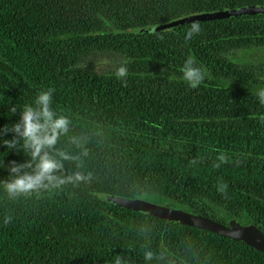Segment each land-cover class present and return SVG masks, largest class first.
<instances>
[{
  "label": "trees",
  "instance_id": "obj_1",
  "mask_svg": "<svg viewBox=\"0 0 264 264\" xmlns=\"http://www.w3.org/2000/svg\"><path fill=\"white\" fill-rule=\"evenodd\" d=\"M245 6L264 0H0V129L55 89L53 108L72 121L57 149L81 154L76 136L88 151L64 173L93 176L11 198L0 167V264H264L239 240L107 200L144 199L264 235V62L251 60L264 51V12L198 20L187 41L194 21L170 24ZM95 54L124 58L126 85L116 70L87 67ZM189 57L206 74L195 89L181 71ZM27 159L0 144L4 165Z\"/></svg>",
  "mask_w": 264,
  "mask_h": 264
},
{
  "label": "clouds",
  "instance_id": "obj_2",
  "mask_svg": "<svg viewBox=\"0 0 264 264\" xmlns=\"http://www.w3.org/2000/svg\"><path fill=\"white\" fill-rule=\"evenodd\" d=\"M201 30L198 21L192 22L185 35V40L192 39ZM181 71L183 79L193 89L198 88L203 83L206 75L205 71L197 66L191 57L185 60ZM115 75L126 85L128 75L126 64L122 63L117 68ZM54 91L53 88L41 90L33 104L24 105L22 109L20 108V119L16 123L4 125L0 129V133L3 135L13 134L11 139H4L0 135V144L7 150L15 149L28 157L24 163L9 161L7 165H4L0 161V167H6L9 172L10 178L2 181V183L6 193L11 198L38 193L50 188H60L68 184L79 186L81 183H90L93 179L91 172L64 173L65 161L78 162L77 168H80L82 167V156H87L88 151L82 147L81 138L76 136H71L70 142L82 148L81 154L72 155L65 150L57 149L56 146L61 137L68 136L72 121L68 116L53 108ZM258 96L260 102L264 104V90H260ZM17 109L16 105H11L9 112L15 115ZM261 119L264 121V117ZM218 160L223 163L226 161V157L221 154ZM216 166L218 167L219 164ZM219 190L226 194L227 184H223ZM11 219V217H6L5 224H8ZM144 258L146 262L151 261L155 258V253L151 250H145ZM114 264H126V262L122 257L117 256Z\"/></svg>",
  "mask_w": 264,
  "mask_h": 264
},
{
  "label": "water",
  "instance_id": "obj_3",
  "mask_svg": "<svg viewBox=\"0 0 264 264\" xmlns=\"http://www.w3.org/2000/svg\"><path fill=\"white\" fill-rule=\"evenodd\" d=\"M257 10L258 7L245 6L237 9L199 13L178 19L172 22L171 25L175 26L177 24L189 21L238 16L243 14L254 13L257 12ZM107 200L116 206L140 211L145 214L164 219L166 222L174 221L178 224L204 229L220 236L230 238L232 240H239L245 245L264 254V235L252 224H240L239 222L230 219L227 221L226 225H223L204 216L192 214L181 209L170 208L164 205L156 204L138 198L129 199L108 196Z\"/></svg>",
  "mask_w": 264,
  "mask_h": 264
},
{
  "label": "rangeland",
  "instance_id": "obj_4",
  "mask_svg": "<svg viewBox=\"0 0 264 264\" xmlns=\"http://www.w3.org/2000/svg\"><path fill=\"white\" fill-rule=\"evenodd\" d=\"M257 12L263 13L264 12V7H258ZM160 26L167 27V23L164 24V25L161 24V25H158V26L150 27V28L152 30L153 29L155 30V29H159ZM257 52H260L261 54L259 56L255 57V58H251V60L252 61H256V62H260V61L264 62V51L263 50H259ZM245 55L248 56L249 54L246 53ZM124 62H125V59L121 58L118 55H113V54H95V55L89 56L86 59L85 65L87 67H89V68H92V69L98 71V72H102V71L117 70V68L120 67L122 63L124 64Z\"/></svg>",
  "mask_w": 264,
  "mask_h": 264
}]
</instances>
